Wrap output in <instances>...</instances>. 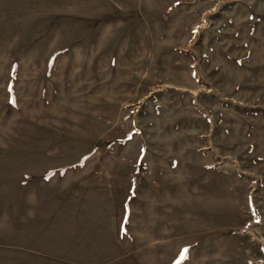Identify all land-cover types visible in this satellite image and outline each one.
<instances>
[{
  "label": "rangeland",
  "instance_id": "rangeland-1",
  "mask_svg": "<svg viewBox=\"0 0 264 264\" xmlns=\"http://www.w3.org/2000/svg\"><path fill=\"white\" fill-rule=\"evenodd\" d=\"M0 264H264V0H0Z\"/></svg>",
  "mask_w": 264,
  "mask_h": 264
}]
</instances>
